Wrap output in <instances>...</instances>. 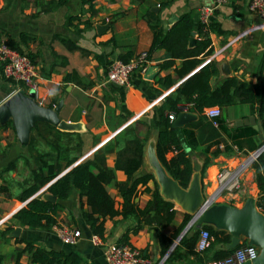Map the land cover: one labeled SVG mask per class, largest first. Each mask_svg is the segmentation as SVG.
Listing matches in <instances>:
<instances>
[{
  "label": "crops",
  "instance_id": "1",
  "mask_svg": "<svg viewBox=\"0 0 264 264\" xmlns=\"http://www.w3.org/2000/svg\"><path fill=\"white\" fill-rule=\"evenodd\" d=\"M0 0V45L15 43L34 63L39 74L38 92L35 102L45 108L59 107L58 117L69 123L80 122L83 130L61 132L62 139L45 134L38 137L37 150L48 153V158L58 161L54 180L41 187L24 202L19 194L32 182V171L38 166L34 160L36 151H30L29 142L21 145L11 122L0 126V263L15 264V255L22 244L15 239H25L35 245L53 250L78 253L85 264H106L103 250L106 245L120 244L123 236L137 226L133 218L123 219L120 215L106 218L103 222V238L93 235L83 218L89 211L86 197L72 189L65 200H50L53 197L49 186L69 172L77 164L99 155L103 164L114 172L116 182H125L127 177L122 170L115 169L118 152L123 148V140L116 137L129 126H134V134L144 142L143 163L137 176L154 173L147 160V150L151 143L156 144L159 119L158 111L164 100L182 82L202 66L214 62L218 74L211 80L215 86L225 77L236 76L255 84L258 68L264 52V22L248 10L249 0H228L218 4V0H95L92 5L81 0ZM214 7L210 20L220 33L211 32L212 52L202 63L185 77L179 79L176 69L182 61L176 60L169 68L161 69L170 60L163 49L156 50L150 57L146 74L136 71L129 78V86H118L107 82V67L112 60L134 59L147 52L152 42V25L158 19L163 30L171 25L173 17L190 13L195 25L199 20V9ZM175 23V22H174ZM21 35L26 37L22 38ZM195 38V35H193ZM225 65L229 74L222 71ZM264 74V73H263ZM264 76V75H263ZM170 77L172 86L164 88L161 79ZM19 90L28 92L21 85L6 80L0 66V105ZM186 102H180L183 104ZM177 104V105H178ZM193 110V108H188ZM170 111L166 112L168 115ZM194 113V111L190 112ZM248 117L257 120L255 127L239 126L237 123ZM199 122V123H198ZM43 123V122H39ZM208 118L194 121L179 128L181 144L188 153L192 168H200L203 194H209L212 187L205 183L214 179L221 168L239 165L246 156L264 144V132L260 120L248 104H234L221 108L218 127ZM46 124V123H45ZM51 126V125H49ZM3 128V129H2ZM63 132V133H62ZM36 137L32 131L31 136ZM59 136V135H57ZM78 138L82 145L78 148ZM69 149L61 159V149ZM63 150V151H64ZM173 153H168L169 159ZM74 159L72 165L67 161ZM15 166L5 171L10 163ZM204 177L201 178V171ZM56 169V170H58ZM95 172V170H93ZM46 173V169L44 170ZM156 181V179H155ZM151 189L152 183L147 185ZM106 191L114 199L116 208H121L122 198L117 187L106 185ZM134 199L139 208H144L151 199V193H144L139 186ZM159 190V187H158ZM258 189L254 170L249 168L243 179V192L239 202L225 201L231 206H242L246 198H256ZM50 200L60 205L53 215L56 224L50 228L32 229L21 226L12 217L32 199ZM176 216L171 225L162 229L167 237L174 233L183 221L184 212L175 207ZM11 224V225H10ZM67 226L79 230L81 237L76 245H64L56 234L55 226ZM8 226L11 231L2 237ZM20 228V235L11 236L14 229ZM128 245L138 248L148 264H208L199 263L189 256L185 249L179 256L167 261L170 254L161 253V246L154 227L142 225L137 233L128 234ZM100 242L97 244L96 242ZM175 243V241H174ZM173 243V244H174ZM19 264H29L27 255H22Z\"/></svg>",
  "mask_w": 264,
  "mask_h": 264
},
{
  "label": "trees",
  "instance_id": "2",
  "mask_svg": "<svg viewBox=\"0 0 264 264\" xmlns=\"http://www.w3.org/2000/svg\"><path fill=\"white\" fill-rule=\"evenodd\" d=\"M59 1V4L63 3V0ZM81 1L83 4L91 6L95 0ZM109 1L112 2L114 0ZM152 31V42L147 51L148 57L150 58L158 49L165 50L170 55V60L162 64L161 69L169 68L174 65L176 60H181L182 63L175 72L179 79L192 72L202 63L204 57L212 52L209 34L211 32L220 33L217 25L211 20L207 24L198 21L195 25L190 13L180 15L178 20L167 30H163L159 20L154 19ZM193 35H195V38ZM21 37L24 38L26 36L21 35ZM191 38H194V45L192 46L189 43ZM7 46L21 54L23 53L15 43H9ZM120 60L128 62L126 58H121ZM263 73L264 52L255 84L246 82L236 76H229L212 86L211 80L217 76L218 66L214 62H210L193 73L166 97L158 111L159 124L156 132L155 149L160 164L180 187L187 188L193 168L190 157L181 144L179 128L172 127L166 112L175 111L177 104L180 102L192 103L193 111L198 116L199 121H201V119L206 118L205 111L209 107L218 106L221 109L237 103L248 104L253 107V112L260 120L261 128L264 132ZM160 81L164 88H169L173 84L170 77H164ZM8 125H4L3 128L8 127ZM41 127L46 130L45 134L54 136L58 140L62 139L60 136L61 132L54 127L45 123L35 124L33 132L37 135L36 137L33 135L30 137L28 148L30 151L31 149L36 151L37 156L34 157V160L38 169L32 171V182L19 194L18 200L20 202L26 201L41 187L54 180L57 171H59L58 161L48 158V153H42L37 150L36 140L38 137L42 138L43 134L40 130ZM134 130V126H129L116 137L117 141L123 140L125 143L118 152L115 162V169L122 170L125 173L127 177L125 182H116L114 172L108 169L103 164V159L96 154L92 159L77 164L69 172L57 179L49 186L48 192L60 201L67 199L72 189H76L80 195L85 196L89 211L83 213V218L90 227L91 233L100 239L103 238L104 219L120 215L123 219H135L137 226L127 232L118 245H128V234H135L142 225H148L154 227L158 235L162 254L167 253L174 241L178 239V243L168 255L167 261L179 256V252L182 249H185L189 256L195 257L199 263L222 260L232 254L235 249H225V245L230 242V235L225 231L215 230L209 225H202L200 228L206 229L213 240L206 251L196 253L194 247L200 228H190L181 236L192 218L189 214H184L182 223L170 238H167L162 233V229L171 225L175 219V205L160 196L158 184L152 174L136 177L143 163L144 142L134 134ZM81 145L82 142L78 138L77 147L79 148ZM63 150L64 148L61 149V159L67 156L69 149ZM168 153H173V156L169 159L166 157ZM73 163L74 159H70L66 164L69 166ZM206 165L204 164V168L201 171V178L204 177ZM14 166L13 162L8 164L5 171H9ZM251 168L254 170V178L258 189L256 207L260 208V211L264 213L263 154L252 164ZM45 169L46 173L44 172ZM150 182L153 189L147 186ZM112 183L117 187L122 198L120 209L116 208L114 199L106 191L105 186ZM139 186L144 187V193H151V199L142 209L134 202V199L138 196ZM59 207V204L50 200L32 199L25 207L16 212L12 220L21 226H27L32 229L50 228L56 224L53 215L57 214ZM11 229L12 226H8L1 232L2 237L6 238ZM15 243L23 245L21 249L17 250L15 264H19V259L22 255L28 256L29 264H85L81 256L76 252L45 249L25 239H15ZM246 244V241L242 243V245Z\"/></svg>",
  "mask_w": 264,
  "mask_h": 264
},
{
  "label": "water",
  "instance_id": "3",
  "mask_svg": "<svg viewBox=\"0 0 264 264\" xmlns=\"http://www.w3.org/2000/svg\"><path fill=\"white\" fill-rule=\"evenodd\" d=\"M177 20L176 17H173L170 24H174ZM189 43L191 46L194 45V38H191ZM222 71L229 74L225 65L222 66ZM34 97L33 91L19 90L0 105V126L11 122L21 145L28 144L35 124L39 122L54 126L64 132L83 130L80 122L69 123L61 120L58 117L59 107H42L35 102ZM196 117L195 113H179L172 122V127L185 126L194 121ZM237 124L255 127L257 120L254 117H248ZM259 152H263L264 155V145L260 147ZM147 160L158 184L160 196L164 200L172 202L185 214L191 215L190 221H195V228L209 225L215 230L227 232L230 235V242L225 245L226 250H233L246 241L247 245L258 249V256L246 264H264V214L257 209L256 198H246L239 208L228 204H213L206 207L198 166L194 167L190 182L184 189L167 174L160 164L154 143L148 147ZM54 199V197H50L51 201ZM20 231V228L14 229L11 236H19ZM174 247L172 245L170 251Z\"/></svg>",
  "mask_w": 264,
  "mask_h": 264
},
{
  "label": "built area",
  "instance_id": "4",
  "mask_svg": "<svg viewBox=\"0 0 264 264\" xmlns=\"http://www.w3.org/2000/svg\"><path fill=\"white\" fill-rule=\"evenodd\" d=\"M228 0H218V4L225 3ZM214 7L199 9V22L207 24L213 14ZM248 10L254 14L260 22H264V0H249ZM0 66L2 76L11 82L19 84L28 92L33 91L36 95L39 86V74L34 63L24 54L10 48L9 46L0 45ZM150 66V58L147 52H143L134 59L123 62L121 60H112L107 67V82L118 86H129V78L132 73L138 71L146 74ZM193 108L192 103H183L176 106L175 111H171L167 117L172 123L179 113L192 112L188 110ZM214 127H218V118L221 115V109L218 106L209 107L205 111ZM264 145V144H263ZM260 149V148H259ZM257 149L250 153L245 160L239 165L230 168H221L215 175L214 179L205 183L207 188L212 187L209 194L204 195V203L206 207L213 204H228L225 201L239 202V197L243 192V179L247 170L257 161L258 157L263 154ZM260 211V208H257ZM261 212V211H260ZM262 213V212H261ZM264 214V213H263ZM195 221H190L183 230L181 236L190 228L194 227ZM57 236L64 245L74 246L81 237V232L67 226L54 227ZM180 236V237H181ZM212 237L206 229L199 230L195 243L194 251L203 253L206 251L211 242ZM99 244L100 242H96ZM178 243V239L173 246ZM171 251L169 250V253ZM258 256V249L250 245H239L235 251L222 260L212 261L208 264H246L253 261ZM103 259L106 264H148L144 254L136 247L123 244H109L104 247Z\"/></svg>",
  "mask_w": 264,
  "mask_h": 264
},
{
  "label": "rangeland",
  "instance_id": "5",
  "mask_svg": "<svg viewBox=\"0 0 264 264\" xmlns=\"http://www.w3.org/2000/svg\"><path fill=\"white\" fill-rule=\"evenodd\" d=\"M248 155H249V154H248ZM248 155H247V156H248ZM247 156H246V157H247ZM239 207H241V206H238V208H239Z\"/></svg>",
  "mask_w": 264,
  "mask_h": 264
}]
</instances>
